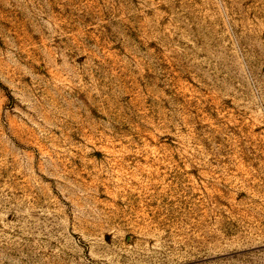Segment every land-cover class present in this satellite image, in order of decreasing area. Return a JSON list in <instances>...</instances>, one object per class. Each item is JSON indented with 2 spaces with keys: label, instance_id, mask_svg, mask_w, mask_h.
Here are the masks:
<instances>
[{
  "label": "rangeland",
  "instance_id": "rangeland-1",
  "mask_svg": "<svg viewBox=\"0 0 264 264\" xmlns=\"http://www.w3.org/2000/svg\"><path fill=\"white\" fill-rule=\"evenodd\" d=\"M0 264H264V0H0Z\"/></svg>",
  "mask_w": 264,
  "mask_h": 264
}]
</instances>
